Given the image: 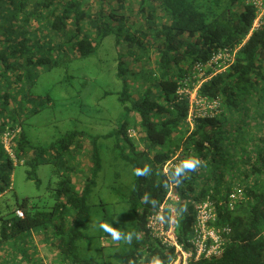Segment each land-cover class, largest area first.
<instances>
[{"label": "trees", "instance_id": "obj_1", "mask_svg": "<svg viewBox=\"0 0 264 264\" xmlns=\"http://www.w3.org/2000/svg\"><path fill=\"white\" fill-rule=\"evenodd\" d=\"M97 1L98 10L92 14L87 0H65L58 6L53 5L55 0H0V133L6 126L8 136L10 131L14 133L8 143L10 151L0 138V195L11 188L16 164L26 165L27 177L38 183L36 166L50 163L57 178L54 202L48 210H29L25 198L16 207L23 216L15 214L16 208L10 217L0 212V247L12 243L22 254L29 245V233L31 237L32 231L42 230L44 242L57 250L58 264H100L93 257L80 255L78 249L87 237L89 193L109 156L131 167L133 178L130 192L124 197L129 212L117 223L101 220V226L107 227L106 233H99L102 252L111 247L122 264L171 261L173 248L154 237L146 224L149 216L168 202L166 194L172 189L178 196L172 202L175 235L183 248L187 247L195 219L192 206L206 198L215 209L214 225L229 228V239L221 253L190 264H264V187L257 184V178L264 177V132L254 137L240 133L236 137L235 131L226 126L227 113L239 111L240 103L253 100L258 92L252 105L257 103L260 112L256 110L254 117L264 127V14L261 23L251 30L257 8L248 0H140L146 32L153 34L158 52L157 72L149 74L148 85L140 95L130 94L129 70L121 52L116 74L122 83L118 100L123 114L117 126L101 134L71 129L56 141L34 145L23 130L22 104L15 87L28 89L40 67L51 69L65 62L66 56L61 59L60 50L67 46L77 58L95 53L112 31L111 21L131 30L125 18L117 17L112 0ZM122 2L117 0V7ZM157 10L167 17L166 22L155 23ZM85 23L87 31L82 30ZM119 42L126 45L125 55L135 60L148 48L127 31L120 40L116 38V47ZM235 47L229 67L210 75L197 89L199 97L219 100L221 110L193 118L189 125L188 99L179 94V87L186 77L198 72L194 65L208 63L219 49ZM209 73L205 71V75ZM196 80L191 79L187 87L191 89ZM135 115L137 128L129 125ZM243 115L238 120L249 124L248 112ZM243 125L238 124V131ZM129 127L136 128L137 135L143 133L142 149L136 148L128 136ZM86 139L89 167L83 186L78 188L73 181L77 169L71 159ZM106 140L111 141L110 146L105 145ZM236 154L238 159L231 157ZM172 158L173 165L164 170ZM187 161L192 162L191 167ZM238 163L245 168L243 172L237 168ZM234 170H239V175L231 174ZM226 174L236 179L231 187L223 186ZM253 175L256 178L248 182ZM232 193H239V197L231 198ZM164 217L168 223L170 208H164ZM126 221L132 226L129 230ZM24 232L29 233L20 236Z\"/></svg>", "mask_w": 264, "mask_h": 264}, {"label": "rangeland", "instance_id": "obj_2", "mask_svg": "<svg viewBox=\"0 0 264 264\" xmlns=\"http://www.w3.org/2000/svg\"><path fill=\"white\" fill-rule=\"evenodd\" d=\"M65 0H55L54 6L60 5ZM111 4L117 17H123L128 27H120L114 21H111L112 31L106 35L100 42L95 53L85 56L76 57L73 51L60 50V56L67 59L51 69L40 67L35 77L27 89L15 87L18 90L16 97L22 104L20 116L22 117V126L26 137L34 145H46L52 141L58 140L65 132L71 129H83L91 133L101 134L117 126L122 117L123 106L118 100V93L122 83L118 78L117 63L118 57L122 52L123 59H126V65L129 81V92L133 97L140 95L142 89L148 85L151 72H157L158 52L155 47L156 40L152 33L146 32L145 20L139 11L140 0H123L121 6L117 7V0H112ZM87 7L90 13H96L99 7L97 0H87ZM107 13V11H105ZM128 21H125L127 20ZM167 21V17L162 11H156V24ZM88 25L82 28L87 31ZM122 28V29H121ZM118 32V30H120ZM129 32L132 38H139L144 45H148L147 50L142 53L139 60L134 56H126V45L124 42L116 47V38L121 39L125 32ZM91 34V32H90ZM22 84H25L22 82ZM28 92V93H27ZM258 92L253 94V100H244L240 103L239 111H229L226 116V126L235 131L236 137L240 133L254 137L264 132V127L254 117L256 114L255 104ZM264 106V103H263ZM262 106V109L264 107ZM248 110V111H247ZM248 112L247 121H239V118L245 117L243 114ZM260 112L257 110V113ZM137 116H132L130 126L137 128ZM243 123L241 131H238V124ZM135 128V129H136ZM7 126L0 133V138L5 144L8 151L9 140L14 135H7ZM236 129V130H235ZM18 132V128L16 129ZM142 132L131 137L136 148L142 149L141 141ZM84 146L75 157L71 159L76 166V172L73 181L78 188L84 184L86 171L89 167V142L83 140ZM110 140L105 141V145L110 146ZM238 159L239 155H234ZM105 162V163H104ZM103 162L102 169L98 174L95 184L90 190L88 203L90 205V214L87 220L85 230L86 238L81 240L78 253L82 256L93 257L100 264H122L113 254V249L107 248L105 252L100 249L99 233L107 232V227H102V218L117 223L129 212V206L125 202V196L130 192L132 187L133 169L123 166L121 162L111 157H107ZM237 163V162H236ZM27 166L16 164L12 171L11 188L0 195V212L4 217H10L13 210L27 198L29 210H48L54 202V192L57 178L54 177L50 163H40L36 166L35 173L38 183L34 179L27 177ZM241 172L245 170L241 163L237 164ZM237 171L231 172L235 174ZM236 175H239L236 173ZM256 178L250 176L248 182ZM224 187H230L236 182L233 175H225ZM258 186L264 187V177L257 178ZM103 203V204H102ZM33 206V208H30ZM92 206V207H91ZM192 206V204H191ZM194 210V205L192 206ZM109 222V224H112ZM125 226L127 230L132 226L128 221ZM29 232H24L20 236H27ZM44 232L32 231L26 239L30 238L29 245L25 247L26 252H19L14 244L6 243L0 247V264H58L56 262L57 250L50 247L44 242ZM117 238V236H116ZM33 243V245H32ZM20 241L16 245L19 246Z\"/></svg>", "mask_w": 264, "mask_h": 264}, {"label": "built area", "instance_id": "obj_3", "mask_svg": "<svg viewBox=\"0 0 264 264\" xmlns=\"http://www.w3.org/2000/svg\"><path fill=\"white\" fill-rule=\"evenodd\" d=\"M248 1L257 8L256 16L251 26L252 30L261 23V19L264 14V0ZM237 48L238 47L219 49L212 54L208 63L204 65H194V69L198 72L194 75L186 77L183 84L179 87V94L185 95L188 99L189 111L187 121L189 122V125L193 124V118L206 114L214 115L221 110H219V100H205L204 98L198 96L197 89L201 82L209 78L210 75L222 72L229 67L234 60ZM206 70H210V73L207 75H205ZM194 77L197 78V80L193 82V86L189 89L187 84H189L190 80ZM127 134L128 136H134L136 134L135 129L129 127ZM172 165L173 158L166 162L164 170H166L167 166ZM238 194L239 193H232L231 198L234 199L239 197ZM166 199H168V202L164 201V203L159 207V210L149 216L146 224L148 231L154 237L158 238L165 246L173 248L174 258L164 264H190L199 258L215 256L223 251L224 245L229 239V228H217V226L214 225L213 222L216 217L214 211L215 209L208 198L194 205L195 219L192 226V232L186 242V248H183L178 243L175 235L174 217L176 213L172 202L177 201L178 196L172 191V189H170L166 194ZM165 207L170 208L168 223H166L164 217ZM15 213L19 217L23 216L22 210L20 209L15 210Z\"/></svg>", "mask_w": 264, "mask_h": 264}, {"label": "clouds", "instance_id": "obj_4", "mask_svg": "<svg viewBox=\"0 0 264 264\" xmlns=\"http://www.w3.org/2000/svg\"><path fill=\"white\" fill-rule=\"evenodd\" d=\"M133 137V136H130ZM187 166L191 167L192 166V162L191 161H187L186 162ZM20 209V208H16L15 210ZM21 210V209H20ZM16 214V213H15Z\"/></svg>", "mask_w": 264, "mask_h": 264}]
</instances>
